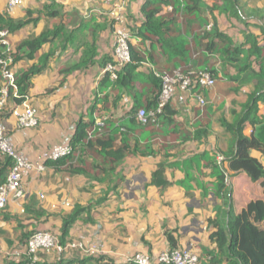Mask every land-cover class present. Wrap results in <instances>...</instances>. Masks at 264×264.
<instances>
[{"label": "trees", "instance_id": "16d2710c", "mask_svg": "<svg viewBox=\"0 0 264 264\" xmlns=\"http://www.w3.org/2000/svg\"><path fill=\"white\" fill-rule=\"evenodd\" d=\"M50 1L37 10L36 18L31 17L34 12L30 10L21 19L0 13V30L7 31L9 38L29 24L36 25L42 19L40 15L60 19L40 34L18 40L13 52L10 50L7 53L6 47L0 43V60L10 56L12 64L9 68L22 60L34 61L14 74L16 90L6 86L0 65V101L1 91L6 87L5 103L0 108V123L9 119L12 110L28 99L31 79L47 69L56 51L66 49L69 44L75 45L77 50L80 48L78 61L61 67L58 73L65 78L76 71L100 67L104 72L99 84L101 96L96 98L89 110V120L77 124L74 135L68 141L69 154L58 160L47 159L43 166L62 178L81 176L103 186L104 197L98 201L101 203L116 189L118 184L112 182L113 176L117 175L116 170L127 158L155 157L153 148L158 142H161L160 149L165 150L173 148L176 141L205 144L212 134L217 112L211 103L205 104L204 100L203 105L195 111L194 132L177 129L179 124L175 123L174 118L177 112L171 102L155 115L153 123L142 125L137 120L139 110L149 113L157 108L161 80L156 74L173 75L179 71L194 80L198 74L206 72L214 80L231 83L232 86L222 94L232 92L242 96L243 100H232L228 115L222 113L218 116L217 124L223 133L219 136L221 146L216 149V154L204 153L200 156L211 169L215 179L214 195L222 202L215 208V217L207 220L208 229L211 230L208 241L213 249L204 248L198 264H264V163L251 155L252 151L264 155V115L257 114L258 104L264 103V26L261 25L264 14L254 8L246 11L241 0H142L138 7L139 19L129 16L132 24L127 25L130 60L117 68L116 78L111 80L110 73L105 69L115 64L112 55H101L96 45L99 30H104L106 25L89 18L81 20L76 28H68L63 20L68 17L71 25L69 15L62 14L55 0ZM217 15L236 19L246 26H256L261 30V35L245 34L243 42H234L220 31ZM208 25H211L209 30L206 29ZM86 34L90 40H87ZM46 44L51 46V50L41 54ZM144 65L150 67L147 74L138 71ZM245 87L248 88L246 92L243 91ZM207 90L196 84L190 87L194 96L205 99ZM125 94L132 99L131 108L124 112L126 119L120 121L111 115L103 119L100 126L95 125L92 111L97 105L100 104V112L108 111L107 101L111 95V107L115 110ZM223 107L222 103L219 111ZM247 127H250L249 135H245ZM168 157L165 154V158ZM218 158H221L220 162ZM224 163L233 175L245 174L252 183H257L261 193V197L247 202L238 213L234 210L232 188L227 184L229 177L222 166ZM11 164V159L0 153V188L6 182ZM156 167L151 183L163 191L169 187L164 178L165 163L160 162ZM188 180L189 174L185 172V181L181 183L185 190L190 189L186 185ZM85 211L86 208L74 206L72 212L63 217L59 233L49 229L41 231L54 234L64 244L69 229ZM24 216L30 224L18 225L20 234L16 251L20 258L6 260L5 264H72L65 262L62 255L58 260L48 261L44 254L34 256L27 254L26 250L23 252L27 240L40 231L39 225L55 215H46L39 209L27 206ZM86 216V221L90 222L89 215ZM28 226H31L30 230H27ZM165 235L169 249H178L173 234L168 232ZM77 261L79 264H117L109 259L103 262L102 257L93 256Z\"/></svg>", "mask_w": 264, "mask_h": 264}, {"label": "crops", "instance_id": "0c3cea01", "mask_svg": "<svg viewBox=\"0 0 264 264\" xmlns=\"http://www.w3.org/2000/svg\"><path fill=\"white\" fill-rule=\"evenodd\" d=\"M21 1L20 6L8 12L6 10L7 0H0V13L10 14L9 16L15 18L18 16L16 10L22 5L27 8L26 11L39 10L35 0ZM135 1L138 4H133L131 9L130 5L127 6L134 18L138 20V7L142 0ZM108 4L105 3L104 7H107ZM74 7L76 6H71V10L65 11L68 12L70 21L72 20L70 25L68 17L64 18L63 22L68 28H76L81 20L89 19V17H81L77 22L72 17ZM76 8L79 9V7ZM124 12L125 8L121 6V8H115L110 16L114 13L123 17ZM92 15L97 18L96 14ZM43 18L34 25L33 32L26 33L24 30L26 36L40 34L45 25L52 21L50 18L44 16ZM106 18L108 17L104 19ZM111 19L115 20V18ZM96 22L102 24L98 18ZM31 25L33 24L27 26ZM86 36L87 40H90V36L87 34ZM16 37L17 34L11 36L13 39ZM78 38L81 37L78 36ZM16 41L18 42V39ZM96 45L101 55H112L114 48L112 35L99 34ZM50 50L51 46L46 44L40 53L44 54ZM80 55L81 49L77 50L75 45L69 44L66 49L56 51L47 69L31 79L28 102L30 101L37 111L38 126L36 128L19 130L15 127L12 118L2 122L6 128L7 137L18 153L32 162L43 164L49 159L54 146L68 143L74 135L79 121L86 122L89 120V110L96 98L101 96L99 95V84L104 72L100 67L95 66L84 71H76L65 78L58 73L61 67L77 62ZM33 62L22 60L13 67V72L17 73L32 65ZM147 67L150 69L149 66ZM139 70L142 73H148L145 68ZM196 98L197 95L194 96L190 91L177 90L175 92L171 104L177 112L174 117L175 123L179 124L177 129L194 132L193 125L197 110L194 99ZM111 102L112 97L109 95L108 111L100 112V104L92 111L95 125L100 126L103 119L112 116L114 119H120V121L126 119L124 112L131 108L132 99L126 94L123 95L115 110L111 107ZM213 125L212 132L214 131ZM219 133L220 136L223 132L219 131ZM249 133L250 127H247L245 135H249ZM210 140L211 136L206 143ZM217 141L216 149L221 146L220 139ZM160 144L161 142H158L153 148L156 151L155 157H129L124 160L116 170L117 175L113 176L112 182L118 184L116 189L110 192L101 203L98 201L104 197V187L95 182L87 181L81 176L64 177V180L67 181L64 186L68 187L70 193L62 190L63 200L55 196L47 199L45 204L41 202L39 206L37 205L38 207L35 206L36 203L31 199V196L24 200L10 201L6 209L0 211V248H15L18 245L17 237L20 234L18 225L30 224L28 221H16V219H25V207L30 206L31 209H39L46 215H55V217L48 218L47 222L39 225V227L41 230L52 229L57 233L63 217L69 215L74 206L78 205L86 208V211L77 218L69 229L65 243L83 242L88 247H94L96 251L93 254L80 252L66 254L62 256L65 262L79 264L77 260L93 256L95 258L102 257L103 262L109 259L114 263L122 264L137 252L148 254L154 258L159 252L169 249L165 235L168 232H171L173 237L177 239L179 248H191L196 250L199 255L204 248L212 250L213 245L208 241L211 230L208 229L207 220L215 217V208L222 201L214 195L213 183L215 179L211 169L200 158L202 154L210 153V150L207 148V144H199L195 141L186 143L176 141L173 148L167 150L160 149ZM165 154L169 157L165 158ZM251 155L264 163V155L255 151H252ZM160 162L165 163L164 178L169 183V187L163 191H159L151 183L152 174ZM222 166L229 177L227 184L229 183L232 188L231 196L236 213L250 200L261 197L257 183H252L245 174L233 175L227 170L226 163ZM185 172L189 174V180L186 183L190 187L188 190L181 187V183L185 181ZM41 176L46 188L61 182L59 175L47 167H44ZM33 177L31 175L25 179V190L28 189L27 186H30L31 181L28 180ZM117 178L118 180H116ZM58 201H61V204L59 203V207L55 208ZM86 214L89 215L90 222L86 221ZM30 229L31 226H28L27 230ZM48 257L46 260L54 261V258Z\"/></svg>", "mask_w": 264, "mask_h": 264}, {"label": "built area", "instance_id": "2783aa9c", "mask_svg": "<svg viewBox=\"0 0 264 264\" xmlns=\"http://www.w3.org/2000/svg\"><path fill=\"white\" fill-rule=\"evenodd\" d=\"M22 4L21 0H7L6 10L12 11L17 6ZM121 11V9H118ZM112 16L117 22V33L113 48V62L114 65H108L105 71L110 73L111 80L116 78V70L123 64L130 60V35L129 30L126 28L123 17L120 15ZM211 25L206 27L207 30ZM0 43L6 47L7 53L10 52V39L9 34L5 30H0ZM12 64L11 57L8 56L4 60H0L1 74L7 87L16 90L14 83V73L11 70ZM161 80V90L158 96V105L154 112L147 113L145 110H139L136 114L137 120L142 124L153 123L155 115L160 114L162 109L174 97L177 90L189 92L192 84H196L203 89H212L215 80L210 74L203 72L198 74L195 79L181 74L176 71L173 75L156 74ZM2 98L0 101V108L5 103L6 87L2 89ZM197 99L200 105H203V99L199 96ZM14 120L15 127L20 130L36 128L38 125L36 110L29 104L28 99L25 100L20 106L14 108L11 112V117ZM70 152L68 143L56 145L52 148L49 159L58 160L66 157ZM0 153L6 155L11 159V169L7 175L5 184L0 188V211L5 209L10 201L23 200L26 196V191L23 186V181L31 173H40L44 170L42 163H35L27 159L24 155L18 153L10 139L7 137L6 128L4 124L0 123ZM219 162L221 158H218ZM27 254L37 255L38 253L51 254L57 256L70 254L72 252H80L84 254H93L96 250L94 247H88L83 242H66L61 244L58 238L45 231L34 233L28 240L25 246ZM199 255L191 248H178L167 249L161 251L156 257H150L148 254L137 252L130 256L125 263L133 264H198Z\"/></svg>", "mask_w": 264, "mask_h": 264}, {"label": "rangeland", "instance_id": "374dc122", "mask_svg": "<svg viewBox=\"0 0 264 264\" xmlns=\"http://www.w3.org/2000/svg\"><path fill=\"white\" fill-rule=\"evenodd\" d=\"M134 1L135 0H128L127 2H126V0H55V2L60 5L59 8H60L63 15L68 13V12H65L66 10H71V6L75 5L76 7H79V9L74 7V9L72 10L73 11L72 13H74V14H72L73 15L72 17H74L77 20V22L80 20L81 17H83V18L84 17L95 18V17H93L92 14H96V17L98 18L99 22L102 21V24H104L106 22L105 23L106 27L104 28V30L103 29L99 30L98 34L106 33V34L112 35L114 43H115V37H116V33H117V22H116V19L115 20L111 19L114 17L110 16V14H111V12H113L115 10V8H121V6H123L125 8V12L123 14V21H124V24L127 28L128 23L132 24L129 21L131 19L129 16H133V14L130 12V9L133 7V4H138V2H136V1L134 2ZM242 2H243V4H245V8H247L246 11H249L250 9L254 8L257 12L260 11L262 14H264V0H242ZM35 3L37 4V7L39 8V10H41L45 4H49V3H51V1L50 0H35ZM105 3H109L107 7H104ZM119 5H121V6H119ZM127 5H130V9H128ZM23 6L24 5H22L20 8H18L16 10V15H18V16L15 17L14 19H16V18L21 19V18L25 17V13L27 12L26 11L27 8H25ZM126 10H127V12H126ZM19 13L21 14V16ZM8 15H10V14H8ZM37 15H38L37 11L35 10L34 14L31 17L36 18ZM40 17L43 18V16H41V15H40ZM105 17H108V18L104 19ZM97 18H95V22L97 21ZM217 19H218L220 31L227 34L228 36H230L234 42H239V43L243 42L245 34H251V35L258 36V37H260V35H261V30L256 26H253V25L252 26H246L242 22L237 21L236 19H233V18H231V19L227 18L224 15L223 16L217 15ZM257 19H259L258 16H257ZM51 20H50L51 23L48 25H45L43 30H45L47 27L51 28L53 25L58 23V21L60 19H55V20L51 19ZM39 25H41V23H39ZM261 25L264 26L263 20L261 21ZM34 28H35L34 25L26 26L25 28L21 29L17 33L16 38H14V39L9 38L10 39V45H11L10 50L13 52L14 46L16 45V42H17L16 40L17 39L21 40V38L26 37V33H30L31 31L33 32ZM24 30L26 31V33ZM13 67L11 68L12 71H13ZM142 68H145L146 72L149 71V68L147 66H142L139 69L142 70ZM231 86H232L231 83L229 84L227 82L215 80L214 87L212 89L207 90V99L202 97L205 104L211 103L213 108L217 112L216 117L213 120L215 123L213 125L214 131L211 134V140L206 143L208 146L207 148L210 150L209 152L212 155L216 154V145H217L216 141L217 140L219 141V134H220L219 131H222V129L217 124L218 116H220L222 113L225 114L226 116L228 115V108H229L230 102L232 100H236V101H242L243 100L242 96H238L232 92L228 93V95L222 94L223 91L228 90ZM243 91L244 92L248 91V88L245 87L243 89ZM194 100H195L196 107L200 108L201 106H200L199 100L197 98ZM222 103L224 104V107L221 111H219V108L222 105ZM29 104L35 109V106H33V104L30 103V101H29ZM258 110L259 111L257 114L264 115V103L258 104ZM36 113H37V111H36ZM37 120H38V116H37ZM31 129H33V128H31ZM206 144H204V145H206ZM31 175L34 177L28 180L31 182H30V186L29 187L27 186L28 189L26 188L27 190H25L27 193L25 198H28L29 196H31L32 197L31 199L34 200L36 203L35 206H37V205L39 206L41 202H42V204H45V201L47 199H51L55 196H58L60 200H63V191L62 190L68 191L70 193V190L68 189V187L64 186V184H67V181H65L64 178H61L60 176H59V178H60L61 182H59L58 184H53L50 188H46L45 185H43L44 179L41 176V173H40V175L37 173H31L27 177H29ZM91 188H93V186H91ZM258 191H259V189H258ZM65 194H68V193L65 192ZM59 203L61 204V201H58V203L55 205V208L59 207ZM6 207H5V209H6ZM5 209H3V210H5ZM16 221L17 222H25V219H22V218L16 219ZM38 229H40V231H41V227H39ZM42 230H44V229H42ZM50 231H52V229H50ZM52 232L54 233L55 231L53 230ZM16 250H18V245L15 248H13V247H10L7 249L0 248V264H5L6 260L8 261L10 259L18 260L20 258V256H19L20 254L18 253L19 254L18 255ZM23 252H25V249L23 250ZM40 254H43V253H38L37 256H39ZM44 255L46 257L49 256L48 258H50V259L54 258V260H57L59 257L53 253H51L49 255L48 254L47 255L44 254ZM62 256H64V255H62Z\"/></svg>", "mask_w": 264, "mask_h": 264}, {"label": "bare ground", "instance_id": "6f19581e", "mask_svg": "<svg viewBox=\"0 0 264 264\" xmlns=\"http://www.w3.org/2000/svg\"><path fill=\"white\" fill-rule=\"evenodd\" d=\"M19 130H20V129H19ZM43 171H44V170H43ZM43 171H42V172H43ZM42 172H40V173H42ZM40 173H37V174H40ZM29 175H30V174H29ZM23 186H24V181H23ZM24 188H25V187H24ZM195 251H196V250H195ZM196 252H197V251H196ZM197 253H198V252H197ZM198 255H199V254H198Z\"/></svg>", "mask_w": 264, "mask_h": 264}]
</instances>
